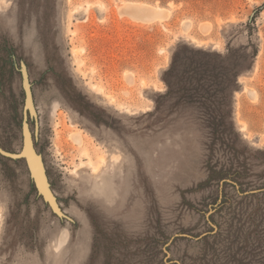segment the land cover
I'll return each mask as SVG.
<instances>
[{
    "label": "rangeland",
    "instance_id": "rangeland-1",
    "mask_svg": "<svg viewBox=\"0 0 264 264\" xmlns=\"http://www.w3.org/2000/svg\"><path fill=\"white\" fill-rule=\"evenodd\" d=\"M0 105V264H264V0H0Z\"/></svg>",
    "mask_w": 264,
    "mask_h": 264
},
{
    "label": "water",
    "instance_id": "water-1",
    "mask_svg": "<svg viewBox=\"0 0 264 264\" xmlns=\"http://www.w3.org/2000/svg\"><path fill=\"white\" fill-rule=\"evenodd\" d=\"M28 105L30 106L31 111L34 112L32 97L30 95L28 96ZM24 134H25V149L21 155L27 158L29 165L33 171L38 187L45 193L46 196H48L49 190L46 185L45 172L41 160L39 159L36 150L34 148L32 135L28 129V126H25ZM0 151L6 155L14 156L12 154H9L7 151L3 150L1 147H0Z\"/></svg>",
    "mask_w": 264,
    "mask_h": 264
},
{
    "label": "trees",
    "instance_id": "trees-1",
    "mask_svg": "<svg viewBox=\"0 0 264 264\" xmlns=\"http://www.w3.org/2000/svg\"><path fill=\"white\" fill-rule=\"evenodd\" d=\"M180 58H181L180 53H177L175 56L173 68H175L180 63ZM240 65H241V63L236 62V63H231L230 65H228L225 68V70H226L225 81L227 82L226 83L227 87H229L232 84V82L233 83L235 82L231 77H233V76L237 77ZM206 66L208 67V70L205 69L204 72H205V74L207 72H209L207 75H208V78L211 79V86H213L214 84H218L215 81L218 77V75H216V70H217L216 64H211L209 61L206 63Z\"/></svg>",
    "mask_w": 264,
    "mask_h": 264
},
{
    "label": "bare ground",
    "instance_id": "bare-ground-1",
    "mask_svg": "<svg viewBox=\"0 0 264 264\" xmlns=\"http://www.w3.org/2000/svg\"><path fill=\"white\" fill-rule=\"evenodd\" d=\"M142 8V7H141ZM139 11H142V12H139ZM133 14H135V15H142V14H144L145 16H147L148 15V11L147 10H144V9H142V10H136L135 8L133 9ZM144 15H142V16H144ZM8 89V88H7ZM3 103V102H2ZM1 106V105H0ZM0 108H2V106L0 107ZM3 111V110H2ZM5 112V111H4ZM73 137L74 138H76L77 140H80L79 139V134H73ZM81 137V136H80ZM75 140V139H74ZM81 142V141H80ZM79 142V143H80Z\"/></svg>",
    "mask_w": 264,
    "mask_h": 264
}]
</instances>
